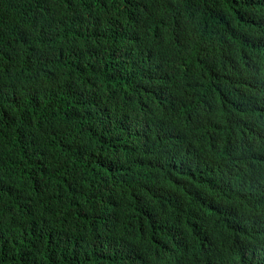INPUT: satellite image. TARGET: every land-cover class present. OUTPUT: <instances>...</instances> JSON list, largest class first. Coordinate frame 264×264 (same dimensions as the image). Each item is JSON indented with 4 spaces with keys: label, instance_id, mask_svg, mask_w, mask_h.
I'll return each mask as SVG.
<instances>
[{
    "label": "trees",
    "instance_id": "1",
    "mask_svg": "<svg viewBox=\"0 0 264 264\" xmlns=\"http://www.w3.org/2000/svg\"><path fill=\"white\" fill-rule=\"evenodd\" d=\"M225 1L0 0V264H127L137 252L160 264L161 244L130 243L123 219L147 226L160 197L134 203L144 181L173 191L195 165L172 148L198 130L180 128L171 113L209 102L197 93L218 87L215 77L227 71L210 36L211 11ZM227 12L228 34L239 17ZM152 99L144 120L150 137L129 135L133 116ZM166 171L171 177H161ZM100 183L110 202L91 211L87 186ZM81 191L87 207L78 222L67 202ZM147 207L148 221L138 214ZM164 207L158 222L167 232L181 219ZM254 229L241 223L242 235ZM118 244L133 253L122 256ZM245 264H264V242Z\"/></svg>",
    "mask_w": 264,
    "mask_h": 264
},
{
    "label": "clouds",
    "instance_id": "2",
    "mask_svg": "<svg viewBox=\"0 0 264 264\" xmlns=\"http://www.w3.org/2000/svg\"><path fill=\"white\" fill-rule=\"evenodd\" d=\"M227 7L239 17L230 21L228 34ZM218 9H212L210 14L211 26L219 29L211 30L210 36L216 41L212 52L220 62L228 64L227 71L215 77L218 87L202 85L197 93L209 102L199 109L189 106L171 113L180 128L189 125L198 130L181 147L172 148L180 149L182 158L195 165L187 166L184 175L173 181V191L167 188L164 191L153 178L144 181L133 202L143 205L160 197L156 216L147 226L134 223L133 217L123 219L130 243L161 244L155 251L160 264H245L264 242L261 239L264 237V0H252L250 4L244 0H226L225 11ZM223 36L228 39L220 43ZM229 37L238 46L232 45ZM211 92L219 98L218 105ZM153 103L152 99L141 104L140 112L133 116L138 127L136 123L128 124L129 135L139 137L146 133L150 137V132L144 129V120ZM233 118L241 119L235 129L231 127ZM179 127L170 122L171 131L177 133ZM150 169H157V164ZM168 176L171 177L168 171L161 175ZM87 189L91 211L110 202L109 193L101 183ZM70 200L68 212L79 222L87 207L83 191L72 193ZM164 203L172 205L181 219L177 223L173 220L167 232L162 231L163 224L158 222V216H166ZM149 211L147 207L145 211L138 210V214L141 219L151 220L147 216ZM244 220L251 227L255 225V229L241 235L240 225ZM117 250L125 257L133 253L119 244ZM127 261L146 264V254L137 252Z\"/></svg>",
    "mask_w": 264,
    "mask_h": 264
},
{
    "label": "bare ground",
    "instance_id": "3",
    "mask_svg": "<svg viewBox=\"0 0 264 264\" xmlns=\"http://www.w3.org/2000/svg\"><path fill=\"white\" fill-rule=\"evenodd\" d=\"M196 66V65H195ZM240 227H241V225H240ZM243 229V228H242ZM246 233V232H245ZM242 235V234H241ZM250 259V258H249ZM260 260V259H259ZM256 261H258V260H256Z\"/></svg>",
    "mask_w": 264,
    "mask_h": 264
}]
</instances>
